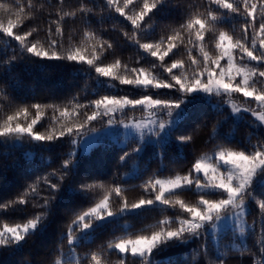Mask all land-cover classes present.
<instances>
[{
	"label": "snow or ice",
	"instance_id": "snow-or-ice-1",
	"mask_svg": "<svg viewBox=\"0 0 264 264\" xmlns=\"http://www.w3.org/2000/svg\"><path fill=\"white\" fill-rule=\"evenodd\" d=\"M0 45V145L39 155L0 256L264 264V0H0ZM64 68L83 86L21 75Z\"/></svg>",
	"mask_w": 264,
	"mask_h": 264
},
{
	"label": "trees",
	"instance_id": "trees-1",
	"mask_svg": "<svg viewBox=\"0 0 264 264\" xmlns=\"http://www.w3.org/2000/svg\"><path fill=\"white\" fill-rule=\"evenodd\" d=\"M2 47V45H0ZM130 54V53H129ZM22 78L25 84H32L35 83L37 87H41L43 85H58L62 90H76V87H82L84 83V76L82 73H76L71 68H64V69H50L47 72H27L22 71L21 73ZM206 133H202V136H205ZM28 146L24 145L23 147H15L9 148L5 151L4 147L0 145V165L7 164L9 165V171L3 177H0V196H6L10 193L13 184L16 179V169L12 167L13 165L19 163L24 166H31L32 163H39V155L36 156L35 160L30 162L25 158V152L28 151ZM174 170L183 171V166L177 165ZM139 192H130V198L138 195ZM15 218V217H11ZM136 223L135 221H132ZM151 218H148L144 221V223H151ZM136 227H143V224H136ZM99 242V241H98ZM86 249L82 248L79 251L82 253ZM25 254L27 253L28 249H25ZM20 258H27L26 255L24 256H0V264H14V261Z\"/></svg>",
	"mask_w": 264,
	"mask_h": 264
}]
</instances>
